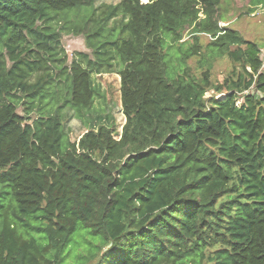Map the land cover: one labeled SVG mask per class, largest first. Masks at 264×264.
<instances>
[{
	"label": "trees",
	"instance_id": "1",
	"mask_svg": "<svg viewBox=\"0 0 264 264\" xmlns=\"http://www.w3.org/2000/svg\"><path fill=\"white\" fill-rule=\"evenodd\" d=\"M96 2L0 0V264H264L259 45L220 24L222 0H120L72 27L91 55L51 66L59 13ZM165 44L181 66L171 79ZM115 59L123 123L105 115L62 150L63 106L90 110L93 75Z\"/></svg>",
	"mask_w": 264,
	"mask_h": 264
},
{
	"label": "rangeland",
	"instance_id": "2",
	"mask_svg": "<svg viewBox=\"0 0 264 264\" xmlns=\"http://www.w3.org/2000/svg\"><path fill=\"white\" fill-rule=\"evenodd\" d=\"M120 0H97L92 6H96V9L92 15H89L91 8H80L73 9L67 12L59 13V21L57 24L53 23L56 29L61 32V43L59 47L56 48L57 55L55 59L60 58L61 61L56 60L55 62H50L51 66H60L62 63L69 64L73 58H78V53H90V49L86 46L85 37L83 34H74L72 27L83 24L85 17L90 20L87 21V29L94 25L95 20L98 16L102 15L104 10L110 4H115ZM144 2L146 0H143ZM223 6V21L221 25H229L230 27L236 29L242 34V36L248 40L256 42L260 49V56L264 59V0H222ZM119 17H112L108 26H118ZM82 26V25H81ZM118 28L114 30L116 33L113 37H119L117 33ZM200 40L202 45H206L209 41V37L206 35H200ZM181 49H185L192 41V37L188 29L183 31ZM167 44H171L168 39H166ZM166 45V44H165ZM171 47V46H170ZM177 45L174 44L172 49H169L167 45L164 47V52L166 53V63H167V77L173 78L180 71V64L176 61L174 57V52H176ZM64 60V61H63ZM62 62V63H61ZM187 63L190 67L189 71L195 74H199L202 69L198 63L197 57H191L187 59ZM231 62L226 57H220L212 61V67L210 70L211 79L214 81L221 80L223 75L229 72L231 68ZM114 71L113 73H104L101 76L93 75L96 83L100 86L101 95L97 96L94 100L92 107L87 110L84 109L79 111L77 106L71 102H66L62 108L63 115L67 116V119L62 123L63 126V137L61 140V149H65L67 146V141L74 139V137L80 132L88 129L90 125L97 128L102 123L103 117L108 116V121L116 129L119 124L123 123L124 117L122 116L120 95H119V75L116 73L119 69L123 68V65L119 64L115 59L113 61ZM58 69V68H57ZM264 72V68L261 69ZM60 90V91H59ZM64 91V83H59L56 87V97L60 98L62 96L61 92ZM213 91L206 92L205 96H209ZM83 111V112H82ZM18 112L23 114V106H19ZM7 189V187L0 185V189ZM88 230L84 229V237H88ZM84 237L80 238V241L84 242ZM68 253V252H67ZM64 260V264H69Z\"/></svg>",
	"mask_w": 264,
	"mask_h": 264
},
{
	"label": "built area",
	"instance_id": "3",
	"mask_svg": "<svg viewBox=\"0 0 264 264\" xmlns=\"http://www.w3.org/2000/svg\"><path fill=\"white\" fill-rule=\"evenodd\" d=\"M262 59V58H261ZM264 68V59H262V66L261 69Z\"/></svg>",
	"mask_w": 264,
	"mask_h": 264
},
{
	"label": "water",
	"instance_id": "4",
	"mask_svg": "<svg viewBox=\"0 0 264 264\" xmlns=\"http://www.w3.org/2000/svg\"><path fill=\"white\" fill-rule=\"evenodd\" d=\"M148 0H146L145 2H147Z\"/></svg>",
	"mask_w": 264,
	"mask_h": 264
}]
</instances>
